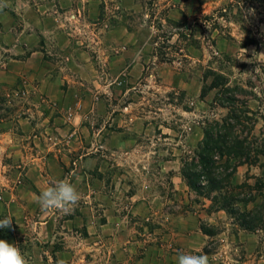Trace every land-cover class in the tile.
Masks as SVG:
<instances>
[{
  "label": "rangeland",
  "instance_id": "1",
  "mask_svg": "<svg viewBox=\"0 0 264 264\" xmlns=\"http://www.w3.org/2000/svg\"><path fill=\"white\" fill-rule=\"evenodd\" d=\"M189 1L0 0L6 26L16 19L10 30L0 21V124L47 164L35 208L14 213L1 184L14 168L0 156V219H12L0 239L15 241L29 264H177L180 252L207 254L209 264H264V232L209 211L181 174L204 121L227 115L215 91L203 97L207 71L254 92L250 106L264 114L263 0L191 16ZM39 41L44 55L35 60L10 51ZM15 168L28 172L23 162ZM248 174L264 172L242 167L236 182ZM65 178L80 201L42 209L41 191Z\"/></svg>",
  "mask_w": 264,
  "mask_h": 264
},
{
  "label": "trees",
  "instance_id": "2",
  "mask_svg": "<svg viewBox=\"0 0 264 264\" xmlns=\"http://www.w3.org/2000/svg\"><path fill=\"white\" fill-rule=\"evenodd\" d=\"M260 2L264 4V0ZM205 82L203 97L206 91H215L214 103L227 110V115L204 121L203 140L193 156L182 161V177L204 206L210 203L209 211H223L243 230L262 233L264 174H248L244 182H236L242 167L264 172V114L250 106L258 97L240 85L232 86L228 78L214 70L206 72ZM261 122L263 126L257 132Z\"/></svg>",
  "mask_w": 264,
  "mask_h": 264
},
{
  "label": "crops",
  "instance_id": "3",
  "mask_svg": "<svg viewBox=\"0 0 264 264\" xmlns=\"http://www.w3.org/2000/svg\"><path fill=\"white\" fill-rule=\"evenodd\" d=\"M234 0H190L186 6L183 7L184 10H187L188 15H193V14H203L206 13V8L207 7H218L221 5H225L228 2H231ZM15 2V0H14ZM60 4L63 5L65 4V1H60ZM95 2H92V6L95 8ZM185 6V5H182ZM170 7H171V2H170ZM190 9L196 10L198 12L195 13L193 11L191 13ZM170 11H174L173 9H170ZM6 14V13H5ZM5 14H0V21L3 23L4 28L6 29L7 27H11L13 25V22L15 23V16L13 14L11 15V21L9 20V23L6 24L2 21L4 19ZM2 18V19H1ZM12 28H9V30ZM46 34L52 35L53 32L52 30H46ZM22 34H20L21 37ZM63 37L65 35L61 34ZM67 38V37H66ZM39 40V38H38ZM20 43L23 41H19ZM40 42H37L36 44L33 45H27L26 48L24 46H21L20 44H13L11 52H13L15 55H24L27 53H31V58L30 60H35V56H41L44 55L40 49H44V47L40 46ZM65 46V45H64ZM62 46L61 48H63ZM20 128L22 127L23 132H30L31 129L29 128V121L22 119L20 121ZM11 126L8 123H2L0 124V156H8L11 158V162L8 161L10 165H12V168H14V172H12L11 175L5 177H1V184L2 186H5V197L6 200L8 201L7 204H5V207L10 209V211L14 213H19V212H26V211H32L35 208V204L32 203L33 198H35L37 195L34 193L35 189H42L46 186V178L43 173H45L46 169V161L44 160V156L41 155L39 150H37L35 147L31 148H26L25 146H21L20 142L18 141V138L13 136L11 130ZM29 139H34V143L38 144V139L37 136L34 134L28 136ZM30 150V151H29ZM53 157H50L49 162H52ZM23 162L28 166V172H26L25 176L20 177L18 173L16 172L17 165L19 163ZM4 206V205H3ZM17 219L20 218L18 214H14ZM19 224V223H17ZM110 227V226H109ZM124 239V236L122 238H119V241L122 242ZM9 243H15V241H9ZM117 250V249H116ZM115 250V251H116ZM26 258H29L28 253L22 252ZM118 260H121L123 257V252L121 248H118Z\"/></svg>",
  "mask_w": 264,
  "mask_h": 264
},
{
  "label": "clouds",
  "instance_id": "4",
  "mask_svg": "<svg viewBox=\"0 0 264 264\" xmlns=\"http://www.w3.org/2000/svg\"><path fill=\"white\" fill-rule=\"evenodd\" d=\"M81 199V194L77 187L67 178L52 181L39 196L37 202L44 210L68 211L74 207ZM12 219L5 217L0 219V228L10 229ZM177 264H209L207 254L196 255L192 253L180 252L177 257ZM0 264H29L19 246L0 239Z\"/></svg>",
  "mask_w": 264,
  "mask_h": 264
}]
</instances>
